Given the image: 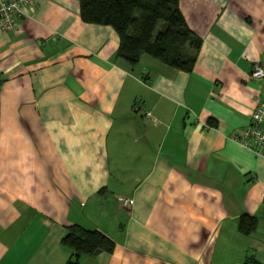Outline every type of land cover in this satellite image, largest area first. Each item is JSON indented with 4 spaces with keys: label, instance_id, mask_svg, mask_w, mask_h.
<instances>
[{
    "label": "crops",
    "instance_id": "1",
    "mask_svg": "<svg viewBox=\"0 0 264 264\" xmlns=\"http://www.w3.org/2000/svg\"><path fill=\"white\" fill-rule=\"evenodd\" d=\"M179 7L202 42L190 73L115 59L78 0L0 31V264H67L73 225L114 242L78 264H264V157L232 140L264 102V0Z\"/></svg>",
    "mask_w": 264,
    "mask_h": 264
},
{
    "label": "trees",
    "instance_id": "2",
    "mask_svg": "<svg viewBox=\"0 0 264 264\" xmlns=\"http://www.w3.org/2000/svg\"><path fill=\"white\" fill-rule=\"evenodd\" d=\"M84 23L110 26L119 38L114 58L135 67L142 55L168 67L190 73L201 39L186 24L180 0H78ZM212 124V123H210ZM257 219L241 216L238 229L252 233ZM61 244L70 250L67 264H78L83 255L111 254L114 242L96 230L73 225Z\"/></svg>",
    "mask_w": 264,
    "mask_h": 264
},
{
    "label": "built area",
    "instance_id": "3",
    "mask_svg": "<svg viewBox=\"0 0 264 264\" xmlns=\"http://www.w3.org/2000/svg\"><path fill=\"white\" fill-rule=\"evenodd\" d=\"M33 9V0H0V31H14L19 27V19ZM251 77L264 80V67L255 64ZM149 116V114H147ZM264 102L256 105L250 116L249 124L237 131L232 140L245 149L264 157ZM124 206L131 205L132 201L124 198L118 199Z\"/></svg>",
    "mask_w": 264,
    "mask_h": 264
}]
</instances>
